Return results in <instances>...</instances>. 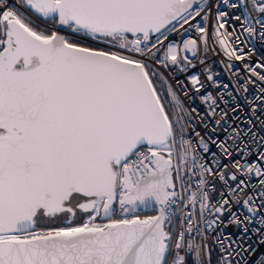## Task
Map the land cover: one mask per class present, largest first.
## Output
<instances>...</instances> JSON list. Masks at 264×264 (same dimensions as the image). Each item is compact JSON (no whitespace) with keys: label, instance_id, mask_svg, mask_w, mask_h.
Wrapping results in <instances>:
<instances>
[{"label":"snow or ice","instance_id":"snow-or-ice-1","mask_svg":"<svg viewBox=\"0 0 264 264\" xmlns=\"http://www.w3.org/2000/svg\"><path fill=\"white\" fill-rule=\"evenodd\" d=\"M246 7L242 19L209 0H0V264H264L256 133L219 142L226 113L201 132L196 109L157 87L163 68L185 77L184 96L202 93L209 52L264 85L247 43L264 41V0Z\"/></svg>","mask_w":264,"mask_h":264},{"label":"built area","instance_id":"built-area-1","mask_svg":"<svg viewBox=\"0 0 264 264\" xmlns=\"http://www.w3.org/2000/svg\"><path fill=\"white\" fill-rule=\"evenodd\" d=\"M213 5L211 9L214 15L217 11H227L230 16L241 15L242 19L244 16L249 15L248 8L246 7L247 0H229L228 4H224L222 0H209ZM10 3H15V0H10ZM231 3H237L239 6L237 9L233 10L231 8ZM199 20V18H197ZM230 23L239 26L238 21L231 20ZM194 31H190L184 34L183 38H190L194 36ZM182 37L179 34L173 35L170 39L173 42H178ZM249 46L254 50V55L251 56V60L257 61L264 59V41L260 40L259 37L252 38L247 41ZM247 51V49H245ZM207 65L211 69L210 74L213 75V81L205 80V88L202 93L197 94L189 91L188 96H184L180 85L177 84V79L184 81V76H178L174 78V74L170 75L167 70L161 68L159 69V75L163 77L164 83H157V87L161 90V95H165L169 87L174 88L177 95L183 101L185 106L191 110L196 109V113H193L194 123L198 130L204 131V125H213L216 120L221 119V114L226 113V118L221 121L219 126V131L215 138L219 142H226L228 137L233 135L234 130L238 132L247 131L251 128L256 133V141H249L253 144V150L259 152L264 146L259 143L261 137H264V103L257 100L256 97L262 95L257 91L258 88L264 87L259 82L255 85L248 84L246 80L242 79L246 74L239 62H237L235 68L236 71L240 73L239 76L234 74V71L225 67L221 62V58L215 56L212 52L207 54ZM198 67L193 70L197 75L200 73L199 61L197 60ZM241 85L248 88V92L245 94L242 90ZM227 86V87H225ZM211 94V96L216 100V115L214 117H209L208 112L210 110V102H205L204 96ZM255 109V111H253ZM198 113V115H197ZM251 122V123H250ZM248 140V138H246ZM219 159V157H217ZM224 163H227L225 160ZM235 211L238 213L246 212L242 206H238ZM260 217H256L257 223L251 225L252 228L259 227ZM229 233L233 235L234 239H238L240 233L229 229ZM253 235V233H249ZM251 243L257 248L259 255H264V249H261L257 244L255 238L252 239ZM241 261L244 257L239 258Z\"/></svg>","mask_w":264,"mask_h":264},{"label":"water","instance_id":"water-1","mask_svg":"<svg viewBox=\"0 0 264 264\" xmlns=\"http://www.w3.org/2000/svg\"><path fill=\"white\" fill-rule=\"evenodd\" d=\"M154 214V211H153V208L152 207H149L147 209H141V215L144 216V215H152Z\"/></svg>","mask_w":264,"mask_h":264}]
</instances>
